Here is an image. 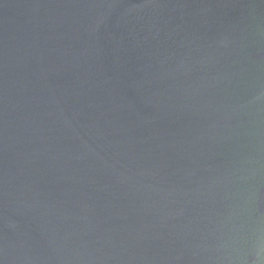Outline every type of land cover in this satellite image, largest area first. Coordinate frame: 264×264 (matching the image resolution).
<instances>
[{
	"label": "water",
	"instance_id": "water-1",
	"mask_svg": "<svg viewBox=\"0 0 264 264\" xmlns=\"http://www.w3.org/2000/svg\"><path fill=\"white\" fill-rule=\"evenodd\" d=\"M0 264H264V0H0Z\"/></svg>",
	"mask_w": 264,
	"mask_h": 264
}]
</instances>
